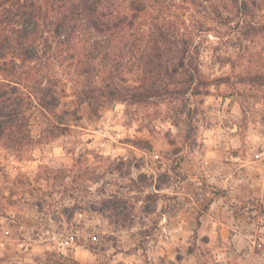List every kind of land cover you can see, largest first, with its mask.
<instances>
[{"label":"rangeland","instance_id":"1","mask_svg":"<svg viewBox=\"0 0 264 264\" xmlns=\"http://www.w3.org/2000/svg\"><path fill=\"white\" fill-rule=\"evenodd\" d=\"M137 1L0 60V264H264V0Z\"/></svg>","mask_w":264,"mask_h":264},{"label":"trees","instance_id":"2","mask_svg":"<svg viewBox=\"0 0 264 264\" xmlns=\"http://www.w3.org/2000/svg\"><path fill=\"white\" fill-rule=\"evenodd\" d=\"M139 11L137 0H129L125 6L122 0H0V32L10 28L12 35L0 36V60L14 49L22 52L24 61L33 60L39 25L59 35L65 26L64 34L66 30L73 32L85 27L110 39L132 27ZM14 90L11 80L0 79V118H8L17 111L8 104Z\"/></svg>","mask_w":264,"mask_h":264}]
</instances>
